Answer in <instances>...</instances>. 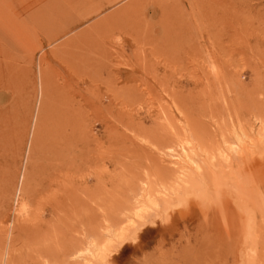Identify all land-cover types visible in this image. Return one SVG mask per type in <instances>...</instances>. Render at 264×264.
<instances>
[{"label":"rangeland","instance_id":"obj_1","mask_svg":"<svg viewBox=\"0 0 264 264\" xmlns=\"http://www.w3.org/2000/svg\"><path fill=\"white\" fill-rule=\"evenodd\" d=\"M85 248L264 264V0H0V264Z\"/></svg>","mask_w":264,"mask_h":264},{"label":"bare ground","instance_id":"obj_2","mask_svg":"<svg viewBox=\"0 0 264 264\" xmlns=\"http://www.w3.org/2000/svg\"><path fill=\"white\" fill-rule=\"evenodd\" d=\"M44 76V75H43ZM46 77V76H45ZM92 78H93V76H92ZM46 82V81H45ZM43 83V82H42ZM47 83V82H46ZM44 85H45V83H44ZM39 86H41V85H39ZM49 86V85H48ZM43 87V86H42ZM41 87V88H42ZM43 88H46V87H43ZM44 92H45V90L42 92V94H41V97H42V95L44 94ZM46 93V92H45ZM53 96V95H52ZM46 98V97H45ZM44 97H43V99H45ZM42 102H44V101H42ZM42 102H40V104L42 103ZM42 104H45V103H42ZM41 104V105H42ZM61 106V105H60ZM64 117V116H63ZM58 119H60V117L58 118ZM65 119H66V117H65ZM59 121V123H62V121L61 120H58ZM66 122V121H65ZM67 124H68V122H66ZM65 124V123H64ZM75 127V126H74ZM78 128V127H77ZM73 129V128H72ZM74 130V129H73ZM77 131H79V130H77ZM74 132V131H73ZM79 133V132H78ZM80 133H81V131H80ZM64 134V133H63ZM65 135V134H64ZM73 135V134H72ZM78 136V135H77ZM61 137H63V136H61ZM71 137H73V136H71ZM54 139H55V137H53ZM68 139H70V138H68ZM67 139V140H68ZM56 140V139H55ZM240 140V139H239ZM61 141V140H60ZM65 141V140H64ZM70 141H72V138H71V140ZM57 142V141H56ZM241 142V141H240ZM67 143H69L68 141H67ZM243 143V142H242ZM187 145V144H186ZM242 144H240V146H241ZM61 147H62V145H61ZM61 147H60V149H61ZM69 151V150H68ZM61 153V152H60ZM68 153V152H67ZM70 153V152H69ZM66 154V153H65ZM64 154V155H65ZM60 155H62V154H60ZM67 156V155H66ZM62 157V156H61ZM68 157H70V156H68ZM68 157H66V158H68ZM75 158V157H74ZM55 160H56V158H55ZM65 160V159H64ZM189 160V159H188ZM57 161V160H56ZM66 161V160H65ZM58 162V161H57ZM72 162V161H71ZM70 162V163H71ZM74 162V161H73ZM59 164V163H58ZM190 164V163H189ZM194 164V163H193ZM60 165V164H59ZM66 165V164H65ZM69 165V164H68ZM32 167V166H31ZM197 167V166H196ZM69 169V168H68ZM68 169H66V170H68ZM169 169V168H168ZM32 170V169H31ZM58 170V169H57ZM33 171V170H32ZM170 171H172V170H170ZM25 172H27L26 170H24V173L22 174V176L20 177V184H19V189H18V196L16 195V202L18 203L19 202V200H20V196L22 197V196H24V194L25 193H27V190H28V179H27V174H25ZM184 168L183 167H180V168H178L176 171H175V175H183L184 173ZM170 173H172V172H170ZM185 175V174H184ZM178 178H180V176H177ZM190 179V178H189ZM23 194V195H22ZM153 194L154 193H148V195H149V198L152 200V197H153ZM148 195H146V196H148ZM155 195V194H154ZM145 196V198L147 199V197ZM146 199H145V201H146ZM148 200V199H147ZM157 200H159V199H157ZM162 200V199H161ZM164 201H165V203L167 202L165 199H163ZM162 200V201H163ZM155 201H153V203H154ZM170 202V201H169ZM156 203H157V201H156ZM158 203H159V201H158ZM144 204V203H143ZM146 205V204H145ZM152 206H153V204H151ZM155 205V204H154ZM159 206H160V204H159ZM137 207V206H136ZM142 207H143V205H142ZM145 207V206H144ZM147 207V206H146ZM145 207V208H146ZM156 207H158V206H156ZM25 208V207H24ZM23 209V208H22ZM135 210V215H138L139 216V218H142V216L140 215L141 214V212H142V209H141V207H137L136 209H134ZM22 211V210H21ZM25 211V210H24ZM146 211V210H145ZM146 214V213H145ZM246 218V217H245ZM240 219H242L241 217H240ZM244 219V218H243ZM140 221V220H139ZM240 221V220H239ZM244 221V220H243ZM16 222V221H15ZM247 222H249L248 220H247ZM246 222V223H247ZM18 223V222H17ZM96 223V222H95ZM13 224V223H12ZM11 224V225H12ZM249 225V224H248ZM252 225H253V223H252ZM13 226V225H12ZM93 227H95L94 225H93ZM246 227H247V224H246ZM250 227V229H248ZM249 227H247L246 229L247 230H252L251 228V224H250V226ZM12 229H13V227H12ZM126 232H124V231H122V233H121V235L120 236H118L117 238L118 239H120L121 241H122V243L126 240V236H127V230H125ZM124 232V233H123ZM251 232V231H250ZM248 233V231L246 232V234ZM243 235V234H242ZM136 236H137V234H136ZM248 236V235H247ZM250 236H251V233H250ZM99 237V236H98ZM138 238V237H137ZM140 238V237H139ZM241 239H243V238H241ZM233 240V239H232ZM246 240V239H245ZM94 241V240H93ZM104 241V240H103ZM94 243V242H93ZM234 243V242H233ZM239 243V242H238ZM88 247V246H87ZM236 247V246H235ZM93 249V248H92ZM97 251H99V249H97V250H95V254H93L92 252H91V250L90 249H83V250H81L80 251V253H79V255L78 256H90L88 259H86V262L88 263V264H94V262L95 261H97V262H100L99 260L100 259H102V258H105V251H106V249L104 248V249H101L100 250V252H98V253H96ZM232 252V251H231ZM234 253H236L237 254V252H234ZM242 249L238 252V254L236 255L237 257H235V259H234V257H233V259L237 262V264H247V262L244 260V258L242 257L241 258V255L242 254H244V253H242ZM76 257H77V255H76ZM154 258V257H153ZM240 259V260H239ZM102 261V260H101ZM233 261V260H232ZM231 261V262H232ZM141 264V263H140ZM144 264V263H143ZM234 264H235V262H234Z\"/></svg>","mask_w":264,"mask_h":264}]
</instances>
